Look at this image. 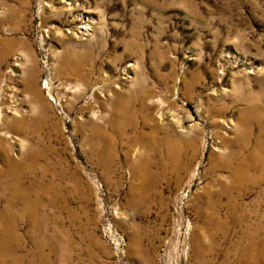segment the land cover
Wrapping results in <instances>:
<instances>
[{
	"label": "rangeland",
	"instance_id": "rangeland-1",
	"mask_svg": "<svg viewBox=\"0 0 264 264\" xmlns=\"http://www.w3.org/2000/svg\"><path fill=\"white\" fill-rule=\"evenodd\" d=\"M1 141L0 264H264V0H0Z\"/></svg>",
	"mask_w": 264,
	"mask_h": 264
},
{
	"label": "bare ground",
	"instance_id": "bare-ground-1",
	"mask_svg": "<svg viewBox=\"0 0 264 264\" xmlns=\"http://www.w3.org/2000/svg\"><path fill=\"white\" fill-rule=\"evenodd\" d=\"M89 27H87V29L85 28L84 29V33L83 34H85L86 33V35H88L89 36V29H88ZM157 135H158V130L156 129V130H153V133L151 134V138H155V139H157ZM182 144H183V146H185V139L184 138H180V137H176V139H175V141H173V142H171L170 141V139H167V138H165V139H163L162 140V143H161V146L163 145V146H168L169 147V149L170 150H172V151H179V150H181L182 149ZM0 147L4 150V148L6 147V143L4 142V141H1L0 142ZM153 149V148H152ZM172 154V153H171ZM178 160V159H177ZM5 161L8 163V170L6 171V172H3L2 173V175L0 174V177H2V176H4V179H5V181L7 180V181H9L10 183L11 182H14V181H21L22 180V172H21V168H22V166H21V164L19 163V164H16V163H13L12 161H10L9 160V158H8V156H7V154L5 153ZM21 166V167H20ZM31 167V166H30ZM32 170V169H31ZM248 170H249V166L247 167V168H244V169H242V171L240 172V173H238L237 174V176H236V180L237 181H241L242 179H243V177H245L246 175H248L247 173H248ZM1 180V179H0ZM15 183V182H14ZM4 184V183H3ZM18 184H20V183H18ZM5 185V184H4ZM4 185H3V187H4ZM9 185H11V184H9ZM7 188V187H6ZM17 189H18V192H17ZM15 188V191L17 192V193H19L20 191H21V187H18V188ZM11 190V189H10ZM13 190V189H12ZM227 190H230V189H227ZM22 191H23V189H22ZM7 192H9V191H7ZM13 192L14 191H10L9 193H12L13 194ZM5 232V231H4ZM2 234L0 235V244H3L4 243V239H3V236H4V233L3 232H1ZM7 234V233H6ZM6 234H5V236H6ZM8 235V234H7ZM4 236V237H5ZM11 237V236H10ZM8 238V237H7ZM5 241H7L6 239H5ZM10 241V240H9ZM10 243V242H9ZM8 245V244H7ZM10 245V244H9ZM13 247V246H12ZM2 248L3 247H0V260L2 261V260H4V257H6V256H4L5 254H3V250H2ZM10 248V247H9ZM4 249V248H3Z\"/></svg>",
	"mask_w": 264,
	"mask_h": 264
}]
</instances>
